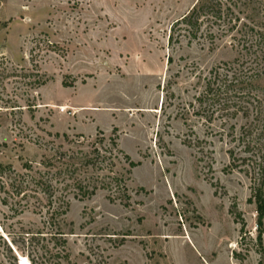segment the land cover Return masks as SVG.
I'll return each mask as SVG.
<instances>
[{
	"label": "rangeland",
	"instance_id": "obj_1",
	"mask_svg": "<svg viewBox=\"0 0 264 264\" xmlns=\"http://www.w3.org/2000/svg\"><path fill=\"white\" fill-rule=\"evenodd\" d=\"M196 1L0 0V164L40 168L50 142L63 143L54 134L107 138L113 128L119 149L140 162L126 183L129 205L106 191L70 197L62 239L33 200L17 215L0 201V264H264L242 163L253 118L197 100L223 63L264 60L255 48L241 58L216 27L212 42L203 27L197 40L170 44L171 26ZM249 90L264 110V91Z\"/></svg>",
	"mask_w": 264,
	"mask_h": 264
},
{
	"label": "trees",
	"instance_id": "obj_2",
	"mask_svg": "<svg viewBox=\"0 0 264 264\" xmlns=\"http://www.w3.org/2000/svg\"><path fill=\"white\" fill-rule=\"evenodd\" d=\"M207 29L211 42L218 36L230 34L237 42L241 58L255 48L258 56L264 60V0H197L193 7L170 28L168 42L185 37L189 42L197 40L201 30ZM244 51V53H243ZM170 59L168 58V62ZM235 59L231 63H223V67L212 70L206 89L198 101L205 98L208 110L213 107L226 113L230 118L249 120L243 128L242 139L246 140V153L242 160L251 174L252 186L248 203L254 205L256 220V245L263 252L264 235V110L262 99L258 95L242 93L243 90L264 91L262 80L264 64L241 69ZM236 65V66H235ZM219 82V84H216ZM213 85L216 90H212ZM66 87V84L63 83ZM239 93V94H237ZM232 95L244 102L234 103ZM202 97V98H201ZM233 103V104H231ZM256 103V104H255ZM163 108V103L161 109ZM234 129V125L230 127ZM105 137L97 131L94 139L83 135L69 138L67 134H54L63 143L46 150L39 163L40 168H34L31 163L22 165V173L16 172L11 165L0 164V201L4 206L11 205L15 215L22 213L17 210L24 202V207L33 200L34 211L43 214L52 224L57 225L54 237L62 239L64 231L60 223L64 222L69 209V198L73 200H89L99 191L108 192V199H119L124 206L129 205L130 195L126 186L131 171L140 165L119 149L118 139L114 135ZM231 161L234 159L230 154ZM123 162L122 173L116 171L117 164ZM233 163V162H232ZM234 167L236 164H233ZM240 218V215H237ZM236 217V214H235ZM242 224L240 232L244 231ZM65 244V242H63Z\"/></svg>",
	"mask_w": 264,
	"mask_h": 264
}]
</instances>
